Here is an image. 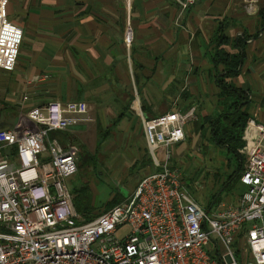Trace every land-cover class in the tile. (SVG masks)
<instances>
[{
	"label": "built area",
	"instance_id": "built-area-1",
	"mask_svg": "<svg viewBox=\"0 0 264 264\" xmlns=\"http://www.w3.org/2000/svg\"><path fill=\"white\" fill-rule=\"evenodd\" d=\"M175 1L181 8L196 2ZM7 2L0 0V69L11 71L22 30L8 19ZM258 2L243 0L246 13L258 12ZM87 113L84 101L49 100L0 128V264H264L263 123L251 119L244 130L245 191L211 212L184 190L180 168L170 165L171 147L184 140L193 109L143 119L156 169L83 222L64 182L76 169L78 148L48 133L67 130Z\"/></svg>",
	"mask_w": 264,
	"mask_h": 264
},
{
	"label": "crops",
	"instance_id": "crops-1",
	"mask_svg": "<svg viewBox=\"0 0 264 264\" xmlns=\"http://www.w3.org/2000/svg\"><path fill=\"white\" fill-rule=\"evenodd\" d=\"M257 5L258 12L249 15L243 0H196L187 8L175 0H130L127 6L123 0H8L7 17L22 30L17 56L26 65L16 61L19 72L3 102L15 105L19 116L49 100L86 102L87 119L76 124L82 129L58 132L62 144L75 139L72 133L79 136L91 119L89 111L95 116L108 101L119 112L110 125L127 110L139 118L145 149L142 120L147 117L193 109L188 121L196 124L194 135L203 126L198 121L210 129L218 113L210 56L223 23L227 52L238 51L236 40L245 38L240 72L230 82L250 92V112L258 121L256 110L264 106V21L259 13L264 1ZM152 77L158 88L148 83ZM5 84L0 81V89ZM99 123L96 131L107 126ZM0 128H9L2 118ZM148 152L152 172L156 167Z\"/></svg>",
	"mask_w": 264,
	"mask_h": 264
},
{
	"label": "rangeland",
	"instance_id": "rangeland-1",
	"mask_svg": "<svg viewBox=\"0 0 264 264\" xmlns=\"http://www.w3.org/2000/svg\"><path fill=\"white\" fill-rule=\"evenodd\" d=\"M16 9L18 11L17 7ZM18 60L20 65H26V60L23 57L18 55L16 61ZM15 66L16 68L11 73L0 69V81L4 83L6 81V84L0 89V118L8 127L14 126L19 116L16 112H20L15 105L8 106L7 103L3 102L7 92L14 85V75L19 72L17 63ZM136 83L137 86L140 85L139 81ZM148 83L156 88L159 87V81L155 77L148 80ZM134 101L135 99L130 103L133 107ZM116 108L113 102L108 101L107 108L102 106L98 110L99 112H94L95 116L93 113L91 115L92 110H90L89 117L91 119L87 121L86 129L79 136L72 133L75 138L72 143L78 148L76 169L74 173L64 179V182L73 197L74 204L87 206L92 211L100 210L101 206L113 194H119L124 198L130 193L140 177L151 172L153 166L148 149H145L142 143L141 125L134 112L128 110L123 112V117L114 125H110L119 113ZM256 112L257 120L264 124V106ZM251 119L258 122L253 118V114L248 122ZM106 122L107 126L100 125L99 127L101 129L107 128L110 131L97 145L96 125ZM197 124H199V128L200 124L203 126L199 133L195 128L194 135L190 134L194 133L196 124L193 121H188L185 125L184 129L187 134L184 141L181 145L171 147L170 165L180 168L184 190L202 208H209L212 212L221 203H234L245 191V186L238 178L232 177L230 186L224 188L223 183L234 172L237 159L228 154L223 147L214 144L210 137V129L204 127L205 122L203 120L198 121ZM70 127L73 131L82 129L81 124ZM188 128H191L193 132H189ZM58 134V131H51L48 133V137L57 138ZM246 145L247 141L243 139V145L238 149L243 158L244 168ZM216 196L218 197L217 200L214 199ZM126 230V228H122L116 235H120Z\"/></svg>",
	"mask_w": 264,
	"mask_h": 264
},
{
	"label": "trees",
	"instance_id": "trees-1",
	"mask_svg": "<svg viewBox=\"0 0 264 264\" xmlns=\"http://www.w3.org/2000/svg\"><path fill=\"white\" fill-rule=\"evenodd\" d=\"M264 1V0H263ZM264 21V5L259 9ZM226 25L220 23L217 29L216 37L214 38L215 46L211 52V63L215 79V84L218 88L217 105L219 107L218 113L209 121L210 137L214 144L218 147H223L228 154L237 159L236 166L229 179L223 183L224 188L230 186V179L236 177L239 180L243 171V158L238 149L243 145L242 134L243 130L252 114L250 112V92L241 86L233 85L230 80L236 77L241 69L244 60V37L237 39L239 41V49L236 52H227L222 45L227 44V36L225 35ZM237 46V44H236ZM109 129L100 127L97 128V141H100L107 135ZM123 197L119 194H113L101 209L95 211L89 210L87 206H80L72 203L77 213L81 216V221H88L96 215L104 212L115 203L119 202ZM217 196L214 197L217 200Z\"/></svg>",
	"mask_w": 264,
	"mask_h": 264
}]
</instances>
